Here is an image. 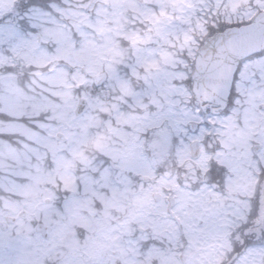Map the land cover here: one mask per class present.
I'll use <instances>...</instances> for the list:
<instances>
[{"label":"snow or ice","instance_id":"1","mask_svg":"<svg viewBox=\"0 0 264 264\" xmlns=\"http://www.w3.org/2000/svg\"><path fill=\"white\" fill-rule=\"evenodd\" d=\"M0 264H264V0H0Z\"/></svg>","mask_w":264,"mask_h":264}]
</instances>
